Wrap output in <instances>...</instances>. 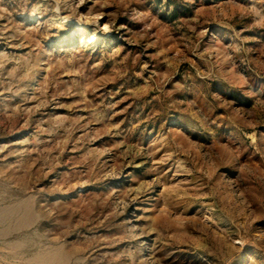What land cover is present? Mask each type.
<instances>
[{
  "label": "rangeland",
  "instance_id": "1",
  "mask_svg": "<svg viewBox=\"0 0 264 264\" xmlns=\"http://www.w3.org/2000/svg\"><path fill=\"white\" fill-rule=\"evenodd\" d=\"M0 264H264V0H0Z\"/></svg>",
  "mask_w": 264,
  "mask_h": 264
},
{
  "label": "bare ground",
  "instance_id": "2",
  "mask_svg": "<svg viewBox=\"0 0 264 264\" xmlns=\"http://www.w3.org/2000/svg\"><path fill=\"white\" fill-rule=\"evenodd\" d=\"M66 20V19H65ZM64 21V20H63ZM72 23V22H71ZM73 24V23H72ZM89 24V23H88ZM91 32V31H90ZM77 34L78 35H81L83 36H86L87 37V43L89 44L90 42H93L97 39V34L95 31H92L91 33H87L86 34V28H84V25L83 24H80L78 27H77Z\"/></svg>",
  "mask_w": 264,
  "mask_h": 264
}]
</instances>
